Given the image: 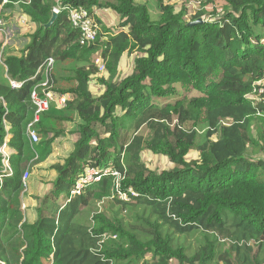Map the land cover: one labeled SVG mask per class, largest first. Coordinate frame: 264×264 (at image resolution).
I'll list each match as a JSON object with an SVG mask.
<instances>
[{
    "label": "trees",
    "instance_id": "16d2710c",
    "mask_svg": "<svg viewBox=\"0 0 264 264\" xmlns=\"http://www.w3.org/2000/svg\"><path fill=\"white\" fill-rule=\"evenodd\" d=\"M223 1L222 13L213 10L209 18L200 9L186 18L169 0H158L157 19L135 0L1 6L4 12L17 4L35 29L19 54H4L0 43V145L8 132L13 152L12 174L0 180V264H264V94L254 96L264 76V0ZM57 3L87 9L98 27L95 41L80 43L66 10L44 27ZM95 8L110 10L118 22L107 27ZM124 54H134L133 68L120 77ZM94 55L106 74L96 78L103 87L98 95L90 90L98 72ZM49 58L54 64L46 76L37 70ZM46 78L49 90L71 98L40 115L33 124L39 142L31 144L30 93ZM9 79L22 85L12 88ZM75 117L78 138L49 167L56 176L27 223L20 209L24 166L33 150L45 161L63 133L57 124ZM144 151L166 157L171 168H148ZM87 168L101 171L100 181L72 194ZM107 168L118 174L117 188ZM105 196L110 216L101 211L94 223L80 218ZM121 208L148 210L137 215L146 227L122 225ZM195 230L211 237L186 254L173 235ZM221 242L227 246L218 249Z\"/></svg>",
    "mask_w": 264,
    "mask_h": 264
},
{
    "label": "rangeland",
    "instance_id": "374dc122",
    "mask_svg": "<svg viewBox=\"0 0 264 264\" xmlns=\"http://www.w3.org/2000/svg\"><path fill=\"white\" fill-rule=\"evenodd\" d=\"M106 1V0H100ZM136 3L145 5L149 10L152 19H157L160 11L158 9V0H135ZM167 1V0H165ZM204 1V0H203ZM201 2V0H169L170 3L175 4L176 9H180V7L184 8L185 17L189 18L191 15L195 13L198 9L205 12V17L209 18L211 16V12L213 10L220 15L222 11L226 8L225 2L223 0H213V3H205ZM9 8L11 11L14 10L13 7ZM104 10V11H103ZM108 11L104 8H96V13L100 11L101 17L104 18V23L109 24L114 21L109 27H113L118 22V17L113 12H105ZM20 25L19 32H15L11 39H9L8 43L3 45L5 50H2L3 53H9L10 51L17 53L19 52L28 42V36L35 29L34 25L26 24L25 28L23 24L18 22ZM261 35L264 38V30L261 31ZM6 42V40H5ZM3 42V43H5ZM1 43V42H0ZM1 60V56H0ZM93 63H95L98 67L97 76L93 79L91 83V90L93 94L98 95L103 91L102 86L98 83L96 78L105 77V69L102 68V63L98 55H94L91 59ZM133 68V55L124 54L118 65V74L120 77H125L129 75ZM191 93H194L191 91ZM190 95V94H189ZM254 96H258V94H254ZM55 105V104H54ZM62 109V108H60ZM79 120L75 117L72 122L69 123H61L60 127L63 128V133L59 134V136L54 140L51 145V152L45 161L39 162L37 160V152L33 150V156L24 166L23 171H28V179L26 180L27 190L20 195V209L24 215V219L27 223H32L36 219V207L40 202V199L49 191L52 185V181L54 180L56 173L54 170L49 167L53 164L62 162L68 154L72 151L74 143L78 138V127ZM56 130V129H55ZM263 130H259L262 132ZM141 132L144 135H148L149 132L145 129H142ZM259 132L256 135L257 141L261 140ZM52 136V134L50 135ZM195 153H190L189 157L194 158ZM142 160L146 164L148 168L162 171L168 168H171V163L168 159L161 155H154L148 151H144L141 153ZM106 172L111 173V168H107ZM90 173V171H88ZM92 179V177H90ZM111 197L105 196L102 199H96L91 202V204L84 209L80 214V218L84 221H90L94 223L95 217L97 214H100L101 211H105L109 216L111 215L107 211L108 201ZM123 200H127L126 196L122 195ZM118 207H115L114 210H117ZM135 209V208H134ZM113 210V211H114ZM143 214L146 217L149 214L148 210H143L140 208L133 212L131 209L121 208L117 213V219H121L122 225H125L126 228L131 227H146L142 220L137 218V215ZM108 237V235H106ZM105 236V237H106ZM206 237H211L209 234L202 230H195L191 233L179 235H173L174 243L180 244L184 246V251L186 254H191L194 252L197 247L205 241ZM223 246L218 245V249L221 247H226V242H221ZM172 264L176 263V260L171 261ZM214 263V262H213Z\"/></svg>",
    "mask_w": 264,
    "mask_h": 264
},
{
    "label": "built area",
    "instance_id": "2783aa9c",
    "mask_svg": "<svg viewBox=\"0 0 264 264\" xmlns=\"http://www.w3.org/2000/svg\"><path fill=\"white\" fill-rule=\"evenodd\" d=\"M202 1L203 0H201V2ZM7 2L8 0H3V2L0 5V42L2 43V46L9 42L8 40L12 38V36L16 31L19 32L20 25L18 22L21 21L24 28L25 25L29 23V18L23 13H17L12 17L5 18L1 13L2 12L1 6ZM61 10L67 11L68 18L72 26L80 30V43L82 45L90 44L93 41H95L98 32V27L94 22L93 15H91L87 9L82 7L76 8L69 5L60 6L58 3L56 6L52 8V11H54L56 14H58ZM261 41L264 42V38ZM53 64H54L53 59L49 58L39 66V69L37 71L43 69V71L47 76L48 72L52 69ZM35 75L32 76V78H35ZM9 83L12 88H19L22 85V82L16 81L14 79H9ZM256 85L257 87L255 88V90L258 96L264 94V76L258 82H256ZM39 88H41V92ZM30 100L32 104L35 106V111H34L33 120L27 126L26 131L30 143L36 144L37 142H39V136L37 132L34 130L33 124L39 120V117L43 112H46L51 108L52 103H55L57 108L60 109L64 107L65 101L67 99L65 95L58 96L53 91L49 90L48 79L46 78L45 81H43L38 86H35L33 88V90L30 93ZM6 130H8L7 127ZM9 138H10V134L7 132L3 142L0 145V155H1V164H2V168L0 171L1 172L0 180L4 175L9 176L12 174V168L9 163V157L11 155L8 145ZM88 171H90V173H88ZM100 173L101 171L87 168L85 171V175H83L79 179V181L76 184V187L71 191V193L79 194L81 192V189L84 187L86 183L100 181L101 178ZM111 173L116 177L115 187L117 188L119 182V178L117 177L118 174L115 171H112ZM90 177H92V179H90ZM27 179H28V171L26 170L24 171V174L22 176L24 191L27 190V184H26ZM132 194L134 193L132 192ZM120 197L122 198V196Z\"/></svg>",
    "mask_w": 264,
    "mask_h": 264
},
{
    "label": "crops",
    "instance_id": "0c3cea01",
    "mask_svg": "<svg viewBox=\"0 0 264 264\" xmlns=\"http://www.w3.org/2000/svg\"><path fill=\"white\" fill-rule=\"evenodd\" d=\"M17 9H18V7H16V8H14V10H10V9H6L4 12H2V15L5 17V18H9V17H12V16H14L16 13H17ZM108 10V9H107ZM104 11V10H103ZM110 10H108V11H106L105 10V12H109ZM111 12V11H110ZM94 13L103 21V22H105L104 21V18L103 17H101V14H100V11H98L97 13H96V8L94 9ZM114 21H112L111 23H109V24H106V23H104V24H106L107 25V27H109V25L110 24H112ZM28 42H29V37H28ZM27 42V43H28ZM12 52V51H11ZM13 54H19V52H17V53H14V52H12ZM130 55H133V57H134V54H130ZM91 86V85H90ZM103 88V87H102ZM90 90H91V87H90ZM92 91V90H91ZM66 96V99H70L71 98V96L70 95H65ZM55 103H52V105H51V107L52 108H56V109H58L57 108V106L56 105H54ZM61 123H69V122H59L58 124H57V128L59 127V126H61ZM59 129H62L63 130V128L62 127H60ZM10 152H11V154L13 153L12 152V150L10 149Z\"/></svg>",
    "mask_w": 264,
    "mask_h": 264
},
{
    "label": "water",
    "instance_id": "95a60500",
    "mask_svg": "<svg viewBox=\"0 0 264 264\" xmlns=\"http://www.w3.org/2000/svg\"><path fill=\"white\" fill-rule=\"evenodd\" d=\"M56 17H57V14L54 11H52L50 18H49L48 22L44 25V27L49 28L53 24V22L56 19ZM199 22H201V19H198L196 21L190 22L189 24L190 25H196Z\"/></svg>",
    "mask_w": 264,
    "mask_h": 264
}]
</instances>
